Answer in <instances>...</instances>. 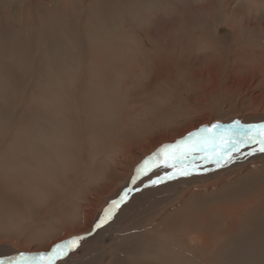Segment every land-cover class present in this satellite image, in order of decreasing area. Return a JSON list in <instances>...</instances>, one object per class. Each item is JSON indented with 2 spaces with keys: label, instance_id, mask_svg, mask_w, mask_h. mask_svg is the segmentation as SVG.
Returning <instances> with one entry per match:
<instances>
[{
  "label": "bare ground",
  "instance_id": "obj_1",
  "mask_svg": "<svg viewBox=\"0 0 264 264\" xmlns=\"http://www.w3.org/2000/svg\"><path fill=\"white\" fill-rule=\"evenodd\" d=\"M191 1L0 0V260L264 264L260 145L157 155L264 124V0Z\"/></svg>",
  "mask_w": 264,
  "mask_h": 264
},
{
  "label": "snow or ice",
  "instance_id": "obj_2",
  "mask_svg": "<svg viewBox=\"0 0 264 264\" xmlns=\"http://www.w3.org/2000/svg\"><path fill=\"white\" fill-rule=\"evenodd\" d=\"M221 129H231V135L228 137L227 145L228 148L225 149V152H227L230 148H235L237 146V141L243 143V142H255L260 145L259 151L264 152V124L261 125H241L239 121L233 122L230 126H224L219 123L211 125V127H205L199 129L195 133H189L188 138L186 141H179L177 142V145H166L163 149L157 154L159 158L163 161L164 167H172L176 168L177 165L175 163H168L169 160L178 161L181 159V155L184 156V158H187V153H182L181 155L176 154L175 152L169 151L171 149L177 148L179 144L187 143V141H191L192 138L200 137L201 139L204 138H212L215 139L217 137H222L223 133L216 130ZM224 143L223 139L221 141ZM190 151L195 152L197 151V148L193 146ZM153 159H156V156L153 157ZM232 157L228 156L227 159H225L224 155L218 156L216 159V163L219 165L221 160H224L225 163H227L229 160H231ZM147 163V162H146ZM150 170V169H149ZM179 175H190L191 173L183 167H180L177 169ZM169 179L174 178L173 176H169ZM159 180H153L151 183L153 185H156L160 183ZM123 201V198L121 201H114L112 209H109L105 213V220H107L112 214L113 210L115 208L119 207V204ZM100 225L98 224L97 227ZM83 239L82 237H78L74 240H68L64 242L63 244H57L51 252L48 253H40L39 255L36 254H29V253H21L19 257L16 258H7L6 260H0V264H54V262L64 256H67L69 251H72L74 248L79 247L80 240Z\"/></svg>",
  "mask_w": 264,
  "mask_h": 264
},
{
  "label": "rangeland",
  "instance_id": "obj_3",
  "mask_svg": "<svg viewBox=\"0 0 264 264\" xmlns=\"http://www.w3.org/2000/svg\"><path fill=\"white\" fill-rule=\"evenodd\" d=\"M179 6L180 5H182V3H177ZM205 4V5H204ZM210 3H207V1H204V3H202V2H200V0H192L191 1V6H193V7H197V8H201V7H205V6H210L209 5ZM179 149V148H178ZM175 151V150H174ZM179 150H176L175 151V153L176 152H178ZM171 160H169L168 161V163L170 162ZM161 165V164H160ZM159 167V166H158ZM155 169V168H154ZM154 169H152V170H150V173L154 170ZM150 173H148L147 175H149ZM147 175H143L142 177H144V176H147ZM137 180V179H136ZM137 181H140V180H137ZM112 201H114V200H111L110 202H108L106 205H104V207L101 209V212H100V214L102 213V212H104V210L109 206V205H111V202ZM119 206H120V204H119ZM110 209H112V208H110ZM107 210H109V209H107ZM106 210V211H107ZM118 210H119V207L118 208H115L114 210H113V214L106 220V227L108 226V224L113 220V218L117 215V213H118ZM106 211H105V213H106ZM103 215H104V213H103ZM105 224H103L101 227H103Z\"/></svg>",
  "mask_w": 264,
  "mask_h": 264
}]
</instances>
